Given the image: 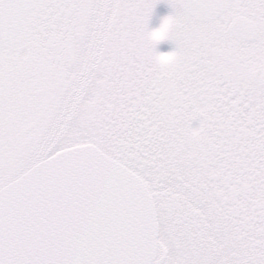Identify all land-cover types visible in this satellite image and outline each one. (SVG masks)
Returning <instances> with one entry per match:
<instances>
[{
    "label": "snow or ice",
    "instance_id": "1",
    "mask_svg": "<svg viewBox=\"0 0 264 264\" xmlns=\"http://www.w3.org/2000/svg\"><path fill=\"white\" fill-rule=\"evenodd\" d=\"M0 264H264V0H0Z\"/></svg>",
    "mask_w": 264,
    "mask_h": 264
},
{
    "label": "rangeland",
    "instance_id": "2",
    "mask_svg": "<svg viewBox=\"0 0 264 264\" xmlns=\"http://www.w3.org/2000/svg\"><path fill=\"white\" fill-rule=\"evenodd\" d=\"M170 9L168 8V6L165 3H160L157 4L154 14L151 18L150 21V28H157L159 27L162 17H164L165 15H167L169 13ZM174 45L168 41V40H163L160 41L157 44V51L158 52H169L173 49Z\"/></svg>",
    "mask_w": 264,
    "mask_h": 264
},
{
    "label": "clouds",
    "instance_id": "3",
    "mask_svg": "<svg viewBox=\"0 0 264 264\" xmlns=\"http://www.w3.org/2000/svg\"><path fill=\"white\" fill-rule=\"evenodd\" d=\"M166 31H167V28L164 29V32H166ZM162 62H163V61H162Z\"/></svg>",
    "mask_w": 264,
    "mask_h": 264
}]
</instances>
